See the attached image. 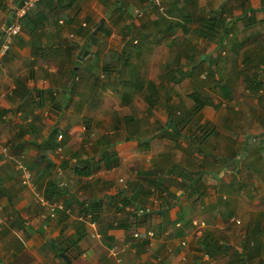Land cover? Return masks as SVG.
I'll return each instance as SVG.
<instances>
[{"label":"crops","instance_id":"1","mask_svg":"<svg viewBox=\"0 0 264 264\" xmlns=\"http://www.w3.org/2000/svg\"><path fill=\"white\" fill-rule=\"evenodd\" d=\"M0 1L6 7H0L1 44L11 2ZM263 2L39 1L35 10L43 21L35 22L39 15H30L37 23L34 30L22 28L10 50L0 56V264H68L61 253L71 264H264V249L253 251V241L245 242L248 231L257 225L263 228L264 219L254 217L264 213V189H234L231 169L223 163L233 160L244 140L230 123L225 124L228 133L221 134L217 145L206 142L209 151H218L214 162H207L209 155L202 162V155L195 151L176 161L169 156V148L186 152L187 144L180 138L187 143L189 139L172 133L169 118L161 129L151 128L153 122L133 127V114L140 111L129 109L137 92H142L144 100L153 91L157 97L158 82L178 80V70L151 76L158 66H170L169 51L179 49V54L171 56L180 57L182 66L183 58L188 64L197 56L199 43L217 50L215 42L195 35L200 17L221 9L226 20H234L233 32L227 36L231 41L227 48L234 51L254 38L249 37L253 28L264 39ZM241 10L242 18L248 17L247 25L237 24ZM101 18V32L87 47V35ZM104 35L107 42H102ZM189 42L191 46L197 42V48L191 49ZM82 46L88 53L78 59ZM111 54L123 56L115 61ZM104 61L121 68L122 81L108 82L101 73ZM88 64L90 69L85 68ZM73 66L76 72L71 76ZM134 81L140 85H133ZM113 89L119 93L120 106L106 103ZM103 98L105 104L100 107ZM146 103L149 111L154 102ZM113 112L119 122L111 121ZM248 156L254 159L257 154ZM259 160L263 169L264 155ZM17 161L31 173L33 190L46 203L37 200L23 182ZM171 164L200 172L205 189H183L181 183L187 177L183 179L179 170L171 172ZM78 168L88 173L79 174ZM207 176L215 183L204 180ZM158 179L163 180L165 195H171L168 209L154 203L159 189H154L153 181ZM48 182L56 189L49 188ZM124 198L127 202L122 204ZM54 202L72 208V213L53 208ZM137 204L142 211L135 210ZM193 219L204 221V226L194 225ZM90 221L96 222L99 237L90 235Z\"/></svg>","mask_w":264,"mask_h":264},{"label":"rangeland","instance_id":"2","mask_svg":"<svg viewBox=\"0 0 264 264\" xmlns=\"http://www.w3.org/2000/svg\"><path fill=\"white\" fill-rule=\"evenodd\" d=\"M243 12L244 11H242L238 15V17L240 18L237 19L239 20V23L237 24L239 25H242L244 19L245 20L248 19V17L242 18V16L244 15ZM250 19L252 18H249V20ZM261 26L264 27V24H262ZM252 30L254 34H251V36L249 37L252 38L253 36L254 38L251 41H246V43L238 44L237 51L236 50L234 51L231 48H227V44L229 45L231 41L229 40V37L226 38V44L223 45L224 53H221L222 51H220V53L218 54V57L215 56L216 51H214L211 54L212 49H209L208 45H206L205 42L203 45H200V43L198 44L196 42L194 43L195 45H192V46L190 45V42H189L188 46L191 49L192 47L193 48L195 47L197 48V46L199 47L198 51H196V54L197 53L199 54V52L201 53V55L205 54V56H208V60L214 57L212 63L216 65L215 80L209 83L207 82L199 83L197 81L194 82L195 80L194 78L190 79V77L189 78L184 77L182 78L183 80H179V81H171V82L168 81L166 83L165 81L158 82L157 85H159L158 87H159L160 94H158V96L155 98L153 106L149 108L150 109L149 111L146 108L147 103L144 100V97L140 96L141 95L140 93L142 92H139V93L137 92L135 95L136 97L134 99L135 102L131 104V106L129 105V109L134 108L140 111V113L133 114L135 115V118L133 119V123H134L133 127L135 126L144 127L146 125L149 126L151 122H153L151 123V128L156 125L159 129H161L163 126H166L168 122L167 119L170 116L168 114L169 111L165 109V105L168 104L170 106V111L172 112V115H178V113L181 114L184 108L188 106V104H190V101H189L190 99L188 98V94L192 92L196 86V88L201 91L203 97L208 101H212L214 105L205 106L200 111L201 112L200 121L195 122V120H193L190 123V125H188V128L184 129L183 131L184 134L191 135L195 138L199 136L202 139L203 137L208 136V134L204 136V133L206 131L210 132L211 130H214L215 132L212 135H210L208 138L209 142L206 140L203 143V148L206 147L208 149V146H206V142H207V145L208 143L217 145L218 141H220L219 139H221L220 137L221 134L224 135L225 133H228L225 130L226 128L225 124L230 123V128L236 131L238 136L239 135L241 136L240 137L241 141L246 139V136L244 134L254 136V138L256 139L259 138V136L262 134L263 136L262 142L264 144V104H261V102L258 101L255 95L250 94L245 91L244 80H243L242 75L239 73V69L241 66V59L243 57V50L246 47L251 46L252 49L254 50V53L255 52L259 54L264 53V39L261 38L262 36H259L260 34L255 35L254 28ZM100 32H101L100 30L96 32L95 36L97 37V35ZM236 36H238V34H236ZM255 37L261 38L259 42L254 41L255 39H257ZM106 39L107 37L104 35L102 38V42H104ZM196 44L198 45L196 46ZM191 49L189 50L190 52H191ZM175 50L169 51L170 54L168 57V61L170 63V66L168 67L158 66L155 71L156 74L153 72L151 73L152 77L156 78L159 73H164L165 70L175 71L176 69H182L183 71L187 72L188 66L190 63L187 64L186 60L183 58L184 63L181 66L180 65L181 58L179 57V59L176 60L175 57L171 56V54L175 55L177 51H178V54L180 53L179 49H177L176 51ZM254 53H252V55L255 57L256 54ZM145 54L146 56H148L149 51L147 50ZM229 62H235V64L234 65L231 64V67H230ZM205 64H206L205 66L207 67L208 61ZM259 64L264 66V63H259ZM178 66H181V67H178ZM85 68L90 69L91 65L88 64V66H86ZM154 68L155 67H153V69ZM92 71L96 74L97 72L99 73V70L96 71L93 67H92ZM146 74L148 75V72H146ZM202 75L203 74L199 76V79L201 80L206 79ZM260 75H261L260 76L261 79L264 82V68L261 70ZM214 83H218V84L215 85ZM221 85H224L225 88L229 90L228 94H224V91L222 90ZM96 87L97 86H95V88ZM118 95L119 93L117 92V89L115 90L113 89L112 93H110L109 96H107V98L109 99H106V103L108 102L112 105H116L118 103L117 105L120 106L121 103H119V101L117 100ZM100 102H101L100 107L104 106L105 104L104 98ZM99 112L102 113V111H99ZM115 113L116 112L111 113V121L116 123V122H119L120 119L119 117L116 118V116H114ZM199 125H202V126H199ZM180 139L181 141H184V143L187 144L186 149H185L186 152L179 148H169L170 150H172L170 151L171 155L169 156H171L172 159L176 161L181 160L184 154L187 155L186 153H188V151L190 153H194L195 151L189 142L187 143L185 140H183L182 137ZM209 146H211V144ZM213 152L215 153V155L213 157L209 155V158H207V162L210 159L212 160V162H214L215 160L213 158H216V156L219 155L218 151L213 150ZM251 153H252V149H248L247 159L250 157L249 160L253 159V156L248 157V154H251ZM198 155H201V153H199ZM221 155L225 156L226 154L222 153ZM240 158H243V156L237 155V159H240ZM254 158H255V161L258 162V157L254 156ZM168 159L170 158L168 157ZM176 163H181V162H176ZM235 166H239V165L235 163ZM254 166L255 165L252 164V167L248 169L247 172L246 171L243 172L242 179L246 181V185L248 186L246 189H264V168L263 169L259 168V171H258V170H255ZM204 180L210 181L212 184L215 183L214 179L211 178L210 176H207ZM232 218H233L232 219L233 221L239 220L237 219V217H232ZM239 223L240 222H237L238 225Z\"/></svg>","mask_w":264,"mask_h":264},{"label":"trees","instance_id":"3","mask_svg":"<svg viewBox=\"0 0 264 264\" xmlns=\"http://www.w3.org/2000/svg\"><path fill=\"white\" fill-rule=\"evenodd\" d=\"M41 1V0H40ZM39 2H37L25 15L24 17L21 19V26L22 28H26L29 31H33L34 28L36 27L37 23L34 24L33 21L30 19V15H39L37 16L38 21L35 22H39V21H43V17L40 16L41 13L37 12L35 9L36 5ZM113 5H116V1H114ZM240 5H243V3H240ZM0 7L6 9L5 5L2 3V1H0ZM261 10L264 11V2L262 3V6L260 7ZM32 13V14H31ZM238 19V18H237ZM247 20V19H246ZM246 20H243V23L246 22ZM233 23L234 20H226L225 14H223V11L221 9L219 10H215L212 11L207 17H200L197 21V28L195 31V35L199 38H203V39H208L209 41L215 42L216 46H218L217 50H216V54L215 56L218 57V54L220 53V51L223 50V41L225 40V38H227V36L233 32ZM115 24V21H114ZM245 25H247L245 23ZM96 26V25H95ZM94 26V27H95ZM93 27V29H94ZM129 27H132V24L129 25ZM101 30V29H100ZM99 31V30H98ZM91 32H89V34L87 35V40L88 38H90ZM232 34V33H231ZM96 38V36H94V39ZM247 40V38L244 39L243 42H245ZM256 42H259V40H257ZM252 53H254V50L251 47H248L246 49L243 50V57L241 59V66L239 69V73L242 75L243 80H244V89L246 92L253 94L257 97L258 101L261 102V104H264V82L261 79V70L264 68V66L260 65L259 63H264V53L259 54L257 52H255L254 54H256V56L254 57L252 55ZM196 57H192L190 58V64L188 66V70L187 72L182 71V69H176L179 71V78L176 81L182 80V78H184L185 76L190 77V79H195L194 82H199V83H204V82H213L216 78V65L213 62V58L208 60V56H205V58H201L200 55L201 53L199 52V54H196ZM123 55H121V57H119V54H111L110 57H113L114 60L116 61L119 58H122ZM105 60H107L105 58ZM208 61L207 67L205 66L206 62ZM75 65L77 66V60H74ZM71 68L70 71V75L73 76L75 75V67ZM119 67H117V65L115 64H111L110 61H104V63L101 66V73L104 75V77H108L109 78V83L110 82H116V81H122L121 77H120V71L121 68L118 69ZM171 71V70H169ZM205 72V74H204ZM114 73V75L112 76V74ZM201 74H204L203 77H205L206 79H199V76H201ZM174 76V75H173ZM113 77V78H111ZM111 78V79H110ZM135 86L140 85V82L138 81H134L132 83ZM215 85H217L218 83H214ZM150 85L152 86L153 83ZM222 90L224 91V94H228L229 90L225 88L224 85H221ZM154 93V91L152 92V94ZM147 95V97L145 98V100L150 104L152 102L155 101V96L153 95ZM188 98L190 99V104H188V106H186L184 108V110L181 112V114L178 115H172V112L170 111V106L167 105L166 108L169 111V114H171V116L169 117V119L171 120V125L173 126L172 129V133L175 136H184L186 138L189 139V142L191 144V146L194 148V150L196 151L197 154L201 153L202 155V162H204V159L206 158L207 155L210 156H214L213 152L209 151L206 147L203 148V143L204 140L206 139V137H203L201 139V137L197 136L196 138L191 136V135H187V134H183L182 130L184 127L188 125H190V123L195 120L196 121H200L201 119V110L206 106V105H214V103L212 101H208L206 100L201 91L198 90L195 86V89H193L192 92H190L188 94ZM217 106V105H215ZM125 120H128V122L130 121V117H125ZM202 126V125H199ZM55 132V131H52ZM212 132V130L210 131ZM209 131H206L204 133V136L210 133ZM128 136L130 138H132L131 133L128 134ZM261 141V142H260ZM263 139H259V138H254V136H250L248 135L247 138L241 143V146L237 149V152L234 153L233 156H235L234 158H231V162L228 163L227 161L224 162L223 164H225V166L227 168L230 167V171H231V180L234 181L233 185L234 189H246L248 186L246 185V181H244L242 179L243 176V172L246 171L248 169H250L252 167V164L255 165L254 168L255 170L259 171V165L257 164V162L254 159H250L247 160V150L248 149H252V153L253 155L257 154L258 157V163L261 164L260 162V156L264 155V144H263ZM263 151V152H261ZM246 154L245 156L243 154ZM236 154V155H235ZM237 155L243 156V158L237 159ZM249 155V154H248ZM249 157V156H248ZM217 159V158H216ZM228 159L222 158V161H225ZM237 163V165L239 166H235V163ZM172 172H178L177 170H179L180 174H182L184 178L187 177V179L183 180V182L181 183V186L183 189H190L192 191H194L195 189H205V185L202 183V176L200 174V172H196V171H191L188 169H179V165L178 164H171L170 165ZM179 167V168H178ZM80 169H76L75 171L79 174H86L88 172H82L79 171ZM170 170V171H171ZM247 178V177H246ZM231 181V182H232ZM49 188H54L56 189V185L53 182H48L47 183ZM154 184V189H159L158 192V197L159 199H161L160 201V208L165 209V208H170L171 205L166 204L167 203V199L171 196L169 195V193H166V195H163V190H165V186H163V180L162 179H158V180H154L153 181ZM231 185V184H230ZM231 187V186H230ZM233 189V188H232ZM59 190V189H58ZM168 194V196H167ZM173 198H175V196H172ZM128 200V199H127ZM128 201H133L132 199L129 198ZM122 204H125L127 201L126 199H122ZM72 209V208H71ZM139 209V204H137L135 206V210ZM264 213H260L258 212L257 216L254 217V219H258L260 221V219H264ZM245 242H252L253 244V251L256 250H261L262 248L264 249V225L263 228H261L260 226H255L251 231H248V233L245 235ZM245 243V244H246ZM244 244V246H246ZM210 247V243L208 244V248ZM63 251H65L63 249ZM243 255H245L243 253ZM249 255V254H246Z\"/></svg>","mask_w":264,"mask_h":264},{"label":"built area","instance_id":"4","mask_svg":"<svg viewBox=\"0 0 264 264\" xmlns=\"http://www.w3.org/2000/svg\"><path fill=\"white\" fill-rule=\"evenodd\" d=\"M40 0H10L11 2V8L9 9V24H3L2 25V42L0 44V56L5 55L11 48V45L13 43V40L15 39V37L20 33L22 26H21V19L24 17V15ZM204 76V74L202 75ZM59 137H61V135H59ZM4 151H6V149L4 148ZM16 167L18 169L22 170V179L23 182L26 183V185H28L33 193H34V197L39 200L42 203H46L43 200V197L41 195V193L39 191H35L33 190V183H32V175L29 171L25 170L22 166L21 161H17L16 162ZM163 195H165V193H162ZM161 201V199H155L154 203L155 204H159ZM53 208H57L58 210L66 213V214H71L72 213V209L70 207H66L64 206L61 202H54L51 205ZM143 209L139 208V211H142ZM81 218V217H80ZM192 223L194 225H204V221L201 220H196L193 219ZM89 225L91 226V232L90 235L92 237H99V232H98V227L95 221H90ZM148 234H152L151 232H148ZM136 235V233H135ZM114 256L118 259V254L117 253H113Z\"/></svg>","mask_w":264,"mask_h":264},{"label":"water","instance_id":"5","mask_svg":"<svg viewBox=\"0 0 264 264\" xmlns=\"http://www.w3.org/2000/svg\"><path fill=\"white\" fill-rule=\"evenodd\" d=\"M103 21H104V19L101 18V19L99 20V23H97L96 26L94 27V29L92 30L91 35H90V38H89L88 42L86 43V46H87V47H89V46L91 45V41L94 39V36H95L97 30L100 29V27H101ZM9 22H10L9 19L7 18L5 24L8 25ZM213 52H214V51H212L211 54H212ZM87 53H88V50L85 48V46H82V47L80 48V51H79V54H78L77 58H78V59H81V58H83ZM204 57H205V54H202V55H201V58H204ZM157 212H162V211L159 210V211H157ZM61 256L66 260V262H67L68 264H71V260L69 259V257H68L67 255L61 253Z\"/></svg>","mask_w":264,"mask_h":264}]
</instances>
